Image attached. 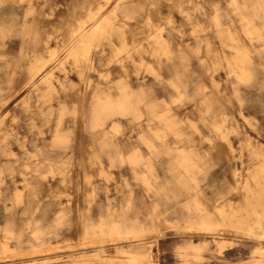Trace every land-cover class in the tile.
<instances>
[{
	"label": "rangeland",
	"instance_id": "1",
	"mask_svg": "<svg viewBox=\"0 0 264 264\" xmlns=\"http://www.w3.org/2000/svg\"><path fill=\"white\" fill-rule=\"evenodd\" d=\"M0 264H264V0H0Z\"/></svg>",
	"mask_w": 264,
	"mask_h": 264
},
{
	"label": "crops",
	"instance_id": "2",
	"mask_svg": "<svg viewBox=\"0 0 264 264\" xmlns=\"http://www.w3.org/2000/svg\"><path fill=\"white\" fill-rule=\"evenodd\" d=\"M246 28L248 29V26H246ZM232 66L235 67V73L238 75L239 78H242L245 73H248L247 70L239 68L235 61L233 62Z\"/></svg>",
	"mask_w": 264,
	"mask_h": 264
},
{
	"label": "bare ground",
	"instance_id": "3",
	"mask_svg": "<svg viewBox=\"0 0 264 264\" xmlns=\"http://www.w3.org/2000/svg\"><path fill=\"white\" fill-rule=\"evenodd\" d=\"M98 28H99V26H98ZM96 31H97V28H96ZM93 32V31H92Z\"/></svg>",
	"mask_w": 264,
	"mask_h": 264
}]
</instances>
